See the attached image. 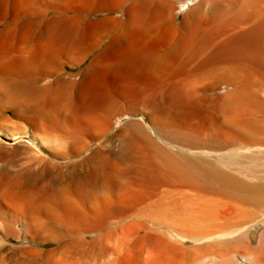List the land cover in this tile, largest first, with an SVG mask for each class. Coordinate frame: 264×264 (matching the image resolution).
I'll list each match as a JSON object with an SVG mask.
<instances>
[{"label":"bare ground","instance_id":"obj_1","mask_svg":"<svg viewBox=\"0 0 264 264\" xmlns=\"http://www.w3.org/2000/svg\"><path fill=\"white\" fill-rule=\"evenodd\" d=\"M0 264H264V0H0Z\"/></svg>","mask_w":264,"mask_h":264},{"label":"rangeland","instance_id":"obj_2","mask_svg":"<svg viewBox=\"0 0 264 264\" xmlns=\"http://www.w3.org/2000/svg\"><path fill=\"white\" fill-rule=\"evenodd\" d=\"M18 165V163H15V166H17Z\"/></svg>","mask_w":264,"mask_h":264}]
</instances>
